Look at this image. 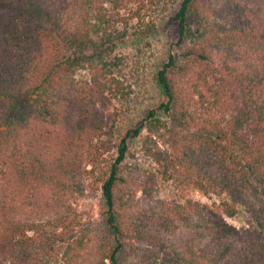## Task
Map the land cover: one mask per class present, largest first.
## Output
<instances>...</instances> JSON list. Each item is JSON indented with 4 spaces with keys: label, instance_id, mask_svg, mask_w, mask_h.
I'll use <instances>...</instances> for the list:
<instances>
[{
    "label": "trees",
    "instance_id": "16d2710c",
    "mask_svg": "<svg viewBox=\"0 0 264 264\" xmlns=\"http://www.w3.org/2000/svg\"><path fill=\"white\" fill-rule=\"evenodd\" d=\"M157 2L0 0V264H264V0H178L164 100L119 136L113 52Z\"/></svg>",
    "mask_w": 264,
    "mask_h": 264
},
{
    "label": "rangeland",
    "instance_id": "374dc122",
    "mask_svg": "<svg viewBox=\"0 0 264 264\" xmlns=\"http://www.w3.org/2000/svg\"><path fill=\"white\" fill-rule=\"evenodd\" d=\"M178 0H161L157 2L148 12L145 13L141 26L132 25L127 38L113 52L123 57L119 75L126 80L127 95L117 104L118 118L116 130L119 136L127 133L128 130L143 122L149 109L158 106L164 95L155 81L154 75L165 59L169 45L176 37V29L171 20L172 11ZM143 135L130 141L129 163L140 159L141 141ZM108 157H116V147L109 153ZM147 166V164L145 165ZM87 178V191L79 202L90 214L97 218L99 216L100 182L97 175L84 172ZM159 197L178 202H185L188 199L212 205L219 202L216 196H210L203 191L191 187H177L175 183L164 179L159 180L156 190ZM229 223L238 228L248 227L250 215L240 210L235 216H227Z\"/></svg>",
    "mask_w": 264,
    "mask_h": 264
}]
</instances>
